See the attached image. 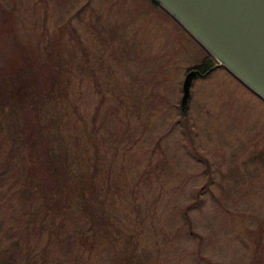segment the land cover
I'll list each match as a JSON object with an SVG mask.
<instances>
[{"label": "rangeland", "instance_id": "1", "mask_svg": "<svg viewBox=\"0 0 264 264\" xmlns=\"http://www.w3.org/2000/svg\"><path fill=\"white\" fill-rule=\"evenodd\" d=\"M5 3L19 11L23 37L55 38L70 21L72 43L83 45L75 55L95 64V80L83 75L79 85L80 107L98 130L99 199L111 189L105 216L136 246L135 264H264V103L220 69L196 78L180 109L182 81L203 50L149 0ZM12 203L26 213L28 201ZM121 240L82 261L69 238L48 257L121 264L134 253Z\"/></svg>", "mask_w": 264, "mask_h": 264}, {"label": "trees", "instance_id": "2", "mask_svg": "<svg viewBox=\"0 0 264 264\" xmlns=\"http://www.w3.org/2000/svg\"><path fill=\"white\" fill-rule=\"evenodd\" d=\"M8 1L0 0V264H52L49 251L69 238L85 261L84 254L89 258L96 247H116L121 240L105 216L103 199L111 189L100 192L104 197L99 199L98 130L80 107L79 85L83 75L95 80V64L75 55L83 45L77 39L72 43L78 34L70 21L55 29V38L45 32L23 37L17 26L19 11L6 5ZM149 2L150 9L162 12ZM202 52L193 67L197 78L224 70ZM84 63L88 66L83 74ZM18 199L28 201L23 215L13 210ZM122 239L128 249V239ZM135 247L129 248L134 252L129 259L120 256L118 261L135 264ZM78 257L71 264H78Z\"/></svg>", "mask_w": 264, "mask_h": 264}, {"label": "water", "instance_id": "3", "mask_svg": "<svg viewBox=\"0 0 264 264\" xmlns=\"http://www.w3.org/2000/svg\"><path fill=\"white\" fill-rule=\"evenodd\" d=\"M250 93L264 103V0H152ZM198 71L181 85L185 108Z\"/></svg>", "mask_w": 264, "mask_h": 264}]
</instances>
